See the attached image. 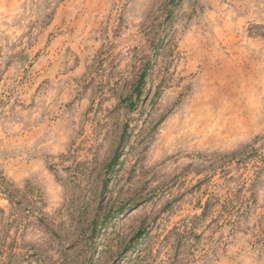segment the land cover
Here are the masks:
<instances>
[{"label":"rangeland","instance_id":"rangeland-1","mask_svg":"<svg viewBox=\"0 0 264 264\" xmlns=\"http://www.w3.org/2000/svg\"><path fill=\"white\" fill-rule=\"evenodd\" d=\"M0 264H264V0H0Z\"/></svg>","mask_w":264,"mask_h":264}]
</instances>
